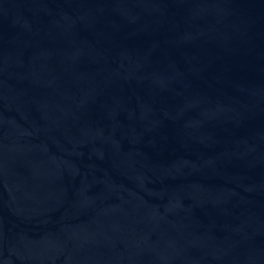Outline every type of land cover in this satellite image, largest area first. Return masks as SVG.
I'll return each mask as SVG.
<instances>
[{"label": "water", "instance_id": "95a60500", "mask_svg": "<svg viewBox=\"0 0 264 264\" xmlns=\"http://www.w3.org/2000/svg\"><path fill=\"white\" fill-rule=\"evenodd\" d=\"M0 264H264V0H0Z\"/></svg>", "mask_w": 264, "mask_h": 264}]
</instances>
